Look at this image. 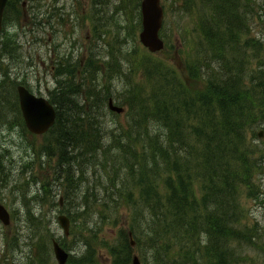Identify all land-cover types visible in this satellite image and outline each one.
<instances>
[{
    "label": "trees",
    "instance_id": "1",
    "mask_svg": "<svg viewBox=\"0 0 264 264\" xmlns=\"http://www.w3.org/2000/svg\"><path fill=\"white\" fill-rule=\"evenodd\" d=\"M94 1L99 2V13H103L100 5L104 4V23H107L104 35L109 34V26L118 27L117 14H125L133 47L121 50L113 44L108 45V60L91 57L85 65L79 63L74 72L70 65L65 71L63 67L59 69V75L67 74L68 77L58 78L56 89L51 92L50 101L58 116L47 134L51 135L53 144L46 146L52 156L55 150L59 151V171L52 181L45 177L39 180L42 189L37 191L34 199L49 203L52 194L63 189L65 201L74 205L68 212L71 232L84 242L85 250L78 256L71 254L68 264H98L96 245L102 225L94 229L88 221L95 217L94 208L98 202L104 204V211L108 208L109 214L117 216L123 199L130 206L131 223L129 231L119 230V243L110 247L114 264H132L130 232L140 245L138 231L143 226L147 236L143 240L153 250L152 256H143L145 261L153 258L155 264H200L198 261L188 263L180 252L182 249L172 250L168 242L184 241L191 233L208 228L211 239L208 243L212 247L208 249L205 264H229L228 258L225 259L228 252L220 244L228 236L227 227H224L228 220L224 213L230 211L229 206L234 203L236 183L239 185L245 180V176L237 172V157L251 162L252 153L244 154L242 149L246 142L239 133V126L248 114L250 97L234 90L230 78L224 79L221 87L211 84L207 92L199 96L195 93L196 98L176 90L171 84L174 74L165 63H153L147 54V57L138 55L136 37L141 30V0ZM112 3L117 6L113 21L112 15L111 20H107ZM218 19L219 23L224 22L226 13ZM7 20L8 10L5 13ZM97 33L102 37L101 31ZM205 37L213 47L211 53L214 51L216 58L221 57L225 41L222 34L209 32ZM118 42L117 39L116 44ZM0 47V114L12 105L24 124L17 102V86L24 83L18 82V76L12 79L13 65L5 62L7 55L13 57L19 51L18 43L15 39L4 38ZM103 70L104 79L100 81L96 78L103 75ZM188 70L190 76H198L194 63ZM138 73L140 81L136 80ZM118 78L126 80V84L123 81V99L114 91V82ZM110 99L128 108V125L107 126L106 118L116 116L108 111ZM251 100L264 117V98L252 95ZM253 111L254 107L252 118L256 113ZM196 167L197 170L201 168L204 175L198 174ZM87 168L97 173L98 169L104 170V174L99 172L101 177L97 181L100 189L87 187L83 191ZM6 175L5 169L0 167V182L5 181ZM198 177L204 191L201 198L199 185L196 184L199 189L194 186ZM191 211L193 213L189 215ZM37 217L30 213L26 220L36 230L39 255L45 254L42 263L49 264V243L56 237L47 228V222ZM83 218L87 223L81 221ZM16 239L14 236L11 244H15ZM58 240L66 251H75L68 239L59 237ZM150 249L145 251L150 252ZM164 251L172 252L173 256L160 254Z\"/></svg>",
    "mask_w": 264,
    "mask_h": 264
},
{
    "label": "rangeland",
    "instance_id": "2",
    "mask_svg": "<svg viewBox=\"0 0 264 264\" xmlns=\"http://www.w3.org/2000/svg\"><path fill=\"white\" fill-rule=\"evenodd\" d=\"M22 1L19 0L17 3V0H13L9 6L8 20L4 23L0 43L4 38L16 40L19 51L13 57L7 55L8 60L5 62L8 65H13L12 79L15 80V77L18 76V81L25 82L26 87L39 97L50 99L51 92H54L59 73L58 65L66 60H61V57L72 56L73 58L70 59L75 62L79 60L83 62L91 57L101 58L103 61L109 58L107 54L108 45L113 44L116 49L120 48L121 50L133 47L132 38L128 35L131 31L127 28V17L124 13L116 16V3H112L110 16L107 20H111L112 15L113 21V17L116 16L115 21L118 27L113 24V26H109V34L103 35L101 39L93 32L92 17L89 18L92 12L97 27L104 30V25H107L106 22L104 23V14H98L100 8L97 1L24 0L25 4L23 5ZM177 1L179 3L175 0H162L167 14L163 37L172 49L150 54L141 45L137 33L138 55L147 54L151 56L145 55L149 61L165 63L174 74V81L171 84L176 86V90L184 92L191 98H196L195 93H198L199 96L203 92H207L211 84L221 87L224 84V79L228 78H230L234 90L237 89L239 92L240 89L242 92L254 91L253 87L257 82L253 83L261 74L259 71L264 69L262 47L255 50L254 56L250 54V51L246 54L243 53L244 51L241 52L243 54L238 58L245 60V62L241 64L243 71L238 72L237 64L232 59L230 52H225L229 55L228 57L222 55L221 59H218L214 54L206 51L213 48L209 41L203 40V46L201 45L200 42L203 37L199 30V24L202 7L196 4L187 12L184 0ZM250 1L243 0V2L251 5L245 9L244 13L247 17L246 21L253 31L252 37H254L258 33L260 35L264 33V0ZM53 5L56 6V8L54 7L56 11L51 10ZM111 12L113 13L111 14ZM68 13L72 14V19L71 15L67 16ZM73 14L79 19H75ZM61 16H65V18L62 19ZM207 21L210 27L215 26L213 21ZM117 39L119 40L118 44H116ZM186 61H189V64L190 61H195L196 71H198L197 77L190 76ZM196 61L198 62L196 63ZM214 73H217V77ZM96 79L100 81L104 79V70L103 75L100 74ZM262 79L264 80V72ZM136 80L140 81V74ZM123 81L126 84V80L123 79ZM123 81L122 78H118L114 82V91L120 93L119 96L122 99L125 88ZM258 81L260 80L258 79ZM125 109L126 113L121 116L109 115L106 118L107 126L128 125L130 116L126 106ZM16 112L17 110L11 105L10 109L4 111V114H0V163L6 167L5 173L7 174L5 181L0 182V202L13 216L11 226L5 227L0 222V264H38L39 257L44 258L45 254L39 255L37 249L38 240L34 234L36 230L26 220L30 213L38 216V219L46 221L47 228L56 238L68 239V243L75 250L71 254L78 256L85 250L84 242L76 238L73 232L69 237H65L64 231L58 223V216L61 214L68 216V212L74 207L69 200L65 201L63 189H59L58 194L54 192L49 203L34 199L37 191L40 192L42 189L39 180L45 177L52 181L58 174L59 151L55 150L52 156L46 147L49 143L53 144L51 135L36 136L31 134ZM256 112L261 113L260 110H256ZM250 116L246 115L242 126H239V133L245 136L247 140V145L242 150H244L245 155H250L248 151H251V147L255 146L259 152L255 156L249 157L251 162L237 157V172L239 171L241 176H245V180L243 183L240 181L239 185L236 183L237 194L234 203L229 206L231 211L226 210L224 213L225 220L231 219L232 224L235 222L233 226L237 232L235 235L237 238L229 240L231 251L225 257V259L228 258L229 264H264V162H260L259 166L257 163L261 156L259 147L264 149V144L258 138V133L264 126V117L256 113H254L253 118ZM40 151L42 152L41 161ZM252 162L257 167H253ZM1 165V169H4ZM195 171L204 175L201 168L197 170L196 167ZM99 172L104 174L103 169H98L97 173V171L87 168L83 191L87 187L100 189L97 182L101 177ZM34 180L35 182H33ZM196 184L200 187L198 195L201 198L204 192L201 187V178L198 177L194 180L195 188L199 189ZM61 199H63L62 205L59 204ZM125 201L127 200H121V208L115 217L111 213L109 214L108 208L104 211L102 202L94 205L95 217H91L88 223L94 229L102 225V231L98 236L96 245L98 264H114V256L110 252V247L119 243V230L121 228L129 231L131 223L130 206L125 204ZM72 203H75L74 200ZM112 212L114 213V208H112ZM192 213V211L189 212V215ZM104 217L106 218L105 223ZM81 221L87 223L85 218ZM145 231L146 227L143 226L141 230L139 228L141 243L140 245L135 244L132 254L137 255L142 264H155L153 258L149 262L143 259L146 254L153 255V250L143 240L147 237ZM241 232H243V237L239 235ZM245 234H247V238H245ZM193 235L194 233H191L188 238L192 239ZM14 236L17 237L16 242L11 244L10 241ZM248 236H250L249 239ZM182 243L183 240L179 239L176 240V243L168 242L172 250L175 251L183 248ZM163 245L165 246L166 243ZM195 246L199 248L197 244ZM49 247L48 263L57 264L52 244L49 243ZM146 248H149L150 252L145 251ZM171 253L160 252L165 256H170ZM235 256L237 257L235 258ZM194 258L196 261H202L201 255L194 256ZM234 258L235 263L233 262Z\"/></svg>",
    "mask_w": 264,
    "mask_h": 264
},
{
    "label": "water",
    "instance_id": "3",
    "mask_svg": "<svg viewBox=\"0 0 264 264\" xmlns=\"http://www.w3.org/2000/svg\"><path fill=\"white\" fill-rule=\"evenodd\" d=\"M8 0H0V33L3 29V16ZM142 25L143 30L140 40L150 52L156 53L164 48V42L160 38V30L163 24L164 10L160 0H143ZM18 96L23 118L28 130L35 135H44L55 124L56 111L48 100L31 94L24 86L18 87ZM109 107L119 114L124 112L123 108L115 106L110 101ZM0 220L10 224V215L6 208L0 203ZM66 236L70 232V220L62 215L58 219ZM54 254L58 264H67L69 254L57 242H53ZM134 264H140L138 257H134Z\"/></svg>",
    "mask_w": 264,
    "mask_h": 264
},
{
    "label": "flooded vegetation",
    "instance_id": "4",
    "mask_svg": "<svg viewBox=\"0 0 264 264\" xmlns=\"http://www.w3.org/2000/svg\"><path fill=\"white\" fill-rule=\"evenodd\" d=\"M58 3H59V1H58ZM57 6L59 7V4H57ZM54 7L56 8V6H52L51 7V10L53 9L54 11H56V9H54ZM257 39H259V41H257V42H255V43H253L254 45H256V47H264V33H262L260 36H257ZM262 49V53L264 54V48H261ZM257 50V49H256ZM254 52H255V50H253V49H251V52H250V54L252 55V56H254L255 54H254ZM263 72H264V69H263V71H262V73L260 74L261 76H262V74H263ZM259 75V76H260ZM258 79L260 80V81H258ZM258 79L253 83V84H255L256 82V87L258 88L257 90H259V94H261L262 96H264V84H261V82H262V77L260 78V77H258ZM248 93H249V90H248ZM258 94V95H259ZM261 132H263V137H261L260 138V140L262 141V143L264 144V126L261 128V130H260V132L258 133V137H260V134H261ZM261 160H263V162H264V153L262 154V158H261Z\"/></svg>",
    "mask_w": 264,
    "mask_h": 264
},
{
    "label": "bare ground",
    "instance_id": "5",
    "mask_svg": "<svg viewBox=\"0 0 264 264\" xmlns=\"http://www.w3.org/2000/svg\"><path fill=\"white\" fill-rule=\"evenodd\" d=\"M3 168L5 169L6 167H5V166H3Z\"/></svg>",
    "mask_w": 264,
    "mask_h": 264
}]
</instances>
